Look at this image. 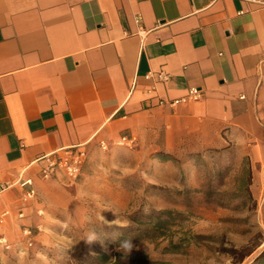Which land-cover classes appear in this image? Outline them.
<instances>
[{
    "label": "crops",
    "instance_id": "obj_1",
    "mask_svg": "<svg viewBox=\"0 0 264 264\" xmlns=\"http://www.w3.org/2000/svg\"><path fill=\"white\" fill-rule=\"evenodd\" d=\"M124 135L264 162V0H0V238L60 207L41 158Z\"/></svg>",
    "mask_w": 264,
    "mask_h": 264
},
{
    "label": "rangeland",
    "instance_id": "obj_2",
    "mask_svg": "<svg viewBox=\"0 0 264 264\" xmlns=\"http://www.w3.org/2000/svg\"><path fill=\"white\" fill-rule=\"evenodd\" d=\"M134 137L95 143L76 180L57 177L60 207L0 242V264H264V162L232 142ZM124 240L136 247L119 257Z\"/></svg>",
    "mask_w": 264,
    "mask_h": 264
},
{
    "label": "built area",
    "instance_id": "obj_3",
    "mask_svg": "<svg viewBox=\"0 0 264 264\" xmlns=\"http://www.w3.org/2000/svg\"><path fill=\"white\" fill-rule=\"evenodd\" d=\"M154 75H156L159 80H166L168 78V74H166L165 72H158L156 74L150 72L149 74H147V77H153ZM202 95L203 94L201 88L192 87L189 89L187 95L174 99L168 104H170L172 107L179 104H186L192 101L200 100L202 98ZM134 140L135 137L132 135H124L120 138V142L122 143L126 141L133 142ZM86 158L87 149L84 147L64 148L58 152L41 158V160L43 161L41 167V176L42 178L48 180L57 178L60 175H65L69 179L76 180L81 175ZM26 185L32 186L33 180L30 178L27 179L23 183V186ZM35 194V189L33 187H30V189H28L26 192L25 200L34 198ZM8 214V211H5L3 213V215ZM23 234L27 239L31 240L33 237V230L26 227L24 228ZM3 240V238H0V242H2Z\"/></svg>",
    "mask_w": 264,
    "mask_h": 264
},
{
    "label": "trees",
    "instance_id": "obj_4",
    "mask_svg": "<svg viewBox=\"0 0 264 264\" xmlns=\"http://www.w3.org/2000/svg\"><path fill=\"white\" fill-rule=\"evenodd\" d=\"M123 256V254H119V257ZM92 259H95L96 261H98L99 264H106L109 260V256L106 254L103 255H98V256H92ZM136 262V264H163L162 262L159 261H154V260H150L147 257H136L134 259H132ZM114 264H121V262L114 263Z\"/></svg>",
    "mask_w": 264,
    "mask_h": 264
},
{
    "label": "clouds",
    "instance_id": "obj_5",
    "mask_svg": "<svg viewBox=\"0 0 264 264\" xmlns=\"http://www.w3.org/2000/svg\"><path fill=\"white\" fill-rule=\"evenodd\" d=\"M89 242H91V240H89ZM135 247L136 246L132 243L131 240H124L121 241L118 245L117 251H120L124 256H128L131 254Z\"/></svg>",
    "mask_w": 264,
    "mask_h": 264
}]
</instances>
